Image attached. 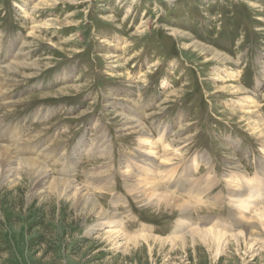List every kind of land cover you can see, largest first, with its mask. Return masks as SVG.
<instances>
[{
  "label": "rangeland",
  "instance_id": "rangeland-1",
  "mask_svg": "<svg viewBox=\"0 0 264 264\" xmlns=\"http://www.w3.org/2000/svg\"><path fill=\"white\" fill-rule=\"evenodd\" d=\"M4 145L121 225L90 233L96 211L1 179L0 264H264V228L245 226L264 209V0H0ZM197 229L221 253L183 248Z\"/></svg>",
  "mask_w": 264,
  "mask_h": 264
},
{
  "label": "bare ground",
  "instance_id": "bare-ground-1",
  "mask_svg": "<svg viewBox=\"0 0 264 264\" xmlns=\"http://www.w3.org/2000/svg\"><path fill=\"white\" fill-rule=\"evenodd\" d=\"M256 30V29H255ZM13 46V45H12ZM16 64V63H15ZM11 67H13V66H11ZM232 74V73H231ZM230 74V75H231ZM230 75H228V76H230ZM233 75V74H232ZM236 75V74H235ZM234 76V75H233ZM235 77V76H234ZM132 100V99H131ZM252 100V99H251ZM250 100V101H251ZM143 102V101H142ZM246 106V105H245ZM239 110H240V108H239ZM242 110V109H241ZM250 110V109H249ZM252 121V120H251ZM254 122V121H253ZM260 122V121H259ZM258 122V123H259ZM252 123V122H251ZM257 124V123H256ZM262 125V124H261ZM256 126V125H255ZM260 126V125H259ZM261 127V126H260ZM256 128V127H255ZM259 129V128H258ZM260 132V131H259ZM13 144V143H12ZM181 144V143H180ZM20 149V148H19ZM150 149V148H149ZM151 150V149H150ZM153 150V149H152ZM15 153V152H14ZM12 156H14V155H11V153H10V150H9V148H8V146H0V180L2 179L3 181L2 182H6V181H8V180H10V179H13V183H14V181H15V179H16V181H18L17 182V184L19 183V182H21V181H23L24 180V177H23V175H26L27 176V178H32L34 181H35V183H34V185H35V187L37 188V190L38 189H40V188H43V187H45L46 185H47V189H45V188H43V189H45L44 191H46V190H48V192H47V194H55L54 196H57V197H62V198H64V197H66V201H71V204H72V206H74L75 208H80V213L81 212H86V213H93V212H95V213H97L98 214V216H99V220L100 221H102V223H97V224H95V226L90 230V233H94V234H98L99 232H98V228H100V227H107V229L106 230H108V232H106V234H105V236H107L108 237V239H112L114 236H116V235H119V225H121V224H119L118 225V223H116V222H114V221H112L113 219H114V214H107V212H104L102 209H101V207L98 205V203H97V201L96 200H94L91 196H89V195H86L85 194V192H83V191H81V190H79V189H74L73 191H71V183L69 184L68 182H66L67 180H57V179H47L45 176H44V167H42L41 166V164L38 162V161H36V159L34 158H32L33 160H27V161H19L18 163H17V167L16 168H13V169H11L9 166L10 165H12L11 163L14 161V159H13V157ZM16 158V157H15ZM20 158V157H19ZM25 159V158H24ZM194 165V164H193ZM144 166V165H143ZM196 166V165H195ZM194 167V166H193ZM7 168H9L8 170H7ZM194 170V169H193ZM46 174H47V172H46ZM161 174V173H160ZM168 174V173H167ZM162 175V174H161ZM47 176V175H46ZM257 177V176H256ZM15 178V179H14ZM21 178V179H20ZM49 178V177H48ZM162 178V177H161ZM173 178V177H172ZM149 179V178H148ZM239 179V178H238ZM252 179V178H251ZM49 181V182H48ZM148 181V180H147ZM147 181L145 180V182L147 183ZM187 181V180H186ZM237 181H239V180H237ZM248 181H249V179H248ZM251 181V180H250ZM257 181V180H256ZM137 182V181H136ZM142 182H144V181H142ZM142 182H140V183H142ZM149 182V181H148ZM194 182V185H195V182L196 181H193ZM253 182H254V180H253ZM16 183V182H15ZM187 183H189V181L187 182ZM190 183H191V181H190ZM189 183V184H190ZM196 183H198V182H196ZM240 183V182H239ZM16 184V185H17ZM151 184H152V182H151ZM153 184H155V183H153ZM152 184V186H154ZM183 184V183H182ZM192 184V183H191ZM190 184V185H191ZM245 184L246 185H244L243 183H242V180H241V184L240 185H238L239 186V189H240V187H241V189H242V191L240 192V191H237V192H235L234 191V193L232 194V197H234L235 198V203H236V205L239 207V208H241V209H250L249 207L251 206V204H255L256 205V203L253 201V198H255V193H254V191L252 192V190H255L254 188V186L253 185H249V184H247L246 183V181H245ZM22 185V184H21ZM193 184H192V186H194ZM262 185V184H261ZM157 186V185H156ZM156 186H154V187H156ZM191 186V189L193 188ZM208 186V185H207ZM234 186H235V184H234ZM236 186H237V184H236ZM13 187V186H12ZM151 187V186H150ZM149 187V188H150ZM195 187V186H194ZM160 188V187H159ZM165 188H168V187H165ZM164 188V189H165ZM189 188V187H188ZM236 188V187H235ZM238 188V187H237ZM72 189H73V187H72ZM138 189V188H137ZM163 189V190H164ZM194 189V188H193ZM207 189V188H206ZM257 189H258V187H257ZM149 190H151V192H156V194H155V203L157 204V205H160L162 202L163 203H165L166 204V206H168L167 204H173L174 206H178V204H177V201L176 200H174L173 198L174 197H171L172 195L171 194H169V195H171V196H169L168 194H167V192L166 193H162L161 191L160 192H158V191H156V189L155 188H153V187H151V189H149ZM166 190V189H165ZM176 190V189H175ZM138 191V190H137ZM196 191V190H195ZM201 191V190H200ZM35 192V191H34ZM110 192V191H109ZM134 192V191H133ZM193 192V191H192ZM204 192V191H203ZM45 193V192H44ZM152 193V194H153ZM205 193V192H204ZM43 194V193H42ZM39 195V194H38ZM92 195V194H91ZM198 195V194H197ZM199 196H200V194H199ZM203 196V195H202ZM202 196H200V198L202 197ZM199 198V199H200ZM58 199V198H57ZM199 199H197V200H199ZM134 200V199H133ZM196 200V199H195ZM201 201H202V199H201ZM198 202V201H197ZM115 203V202H114ZM182 203V202H181ZM200 203H202V202H200ZM187 204V203H186ZM219 204V203H218ZM113 205V204H112ZM117 205V204H116ZM181 205V207H184V208H186L185 207V204H180ZM179 205V206H180ZM190 205V204H189ZM188 205V206H189ZM203 205V204H202ZM259 206V205H258ZM115 207V206H114ZM180 207V208H181ZM263 207V206H262ZM179 208V207H178ZM190 208H192V207H187L186 209H190ZM264 208V207H263ZM252 209V208H251ZM259 209V208H258ZM260 209H261V207H260ZM181 210V209H180ZM256 210H257V207H256ZM241 212V211H240ZM242 213V212H241ZM237 214V213H236ZM244 215V214H243ZM256 216V218L255 219H257V221L255 222V223H250V224H246L245 226L247 227L246 229H253V230H256V231H258L257 233H259V231L262 229V227L264 228V209H261L259 212H258V214L257 215H255ZM237 217V216H236ZM239 219V218H238ZM246 219V218H245ZM248 219V218H247ZM253 219V218H252ZM243 221V220H242ZM253 221V220H252ZM122 222V221H121ZM209 222V221H208ZM249 222H251V221H249ZM248 222V223H249ZM254 222V221H253ZM178 224V223H177ZM199 225V224H198ZM202 226V225H201ZM183 227V226H182ZM210 227V226H209ZM244 227V226H243ZM179 228H181L180 226H179ZM178 228V229H179ZM200 228V227H199ZM203 228V227H202ZM214 228V227H213ZM220 228V227H219ZM182 229V228H181ZM207 229V228H206ZM204 230V229H197V230H194V231H192V232H190L189 234H188V236L187 237H182L180 240L178 239V236H174V238L173 237H171L170 238V240L169 241H171V242H175L177 239V241H180V243L182 244V247L183 248H185L186 247V242L187 241H190V242H192V243H200V244H203L204 246H208L209 248H211V246L215 249V253H216V255H217V253L220 251V253H221V250H223L222 248H225V247H222V245L223 244H225L226 242H225V239H224V237H226V236H223V234H220V233H218V232H211V231H208L209 230V228H208V230ZM212 230V229H211ZM228 230V229H227ZM178 231V230H177ZM183 231V230H182ZM216 231V230H215ZM223 231V230H222ZM118 232V233H117ZM189 232V231H188ZM220 232V231H219ZM228 232V231H227ZM241 232V231H240ZM177 233V232H176ZM181 233V232H180ZM254 233V232H253ZM256 233V234H257ZM186 234H187V232H186ZM241 234V233H240ZM239 234V235H240ZM262 234H264V233H262ZM261 233H260V235L261 236H263ZM181 235V234H180ZM179 235V236H180ZM242 235V234H241ZM240 235V236H241ZM244 235V234H243ZM182 236V235H181ZM180 236V237H181ZM234 236V235H233ZM233 236H232V238H233ZM238 236V235H237ZM235 237V236H234ZM228 238V237H227ZM236 239H237V237H235ZM147 239H149V238H146V236H143V235H141V236H136V237H134L133 239H131V240H128L127 241V244H133V245H137V243L140 241V240H144V241H148ZM235 239V240H236ZM239 239V238H238ZM237 239V240H238ZM262 239V238H261ZM154 241V240H153ZM253 241V240H252ZM225 242V243H224ZM176 243V242H175ZM126 244V245H127ZM237 244H238V242H237ZM236 244V245H237ZM193 245V244H192ZM197 245V244H196ZM250 245V244H249ZM248 245V246H249ZM213 249V250H214ZM248 251V250H247Z\"/></svg>",
  "mask_w": 264,
  "mask_h": 264
}]
</instances>
